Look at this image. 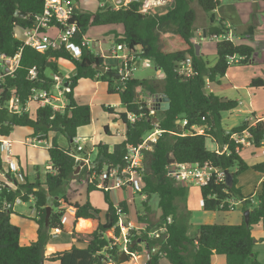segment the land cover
Here are the masks:
<instances>
[{"label":"trees","instance_id":"1","mask_svg":"<svg viewBox=\"0 0 264 264\" xmlns=\"http://www.w3.org/2000/svg\"><path fill=\"white\" fill-rule=\"evenodd\" d=\"M142 6V1H131L118 9L103 6L93 13L77 12L73 15L72 22L81 31L80 36L92 27L121 25L124 32L115 37L114 43L124 45L129 55L151 61L155 70L164 74L162 79L140 81L129 78L121 83L95 70L94 67L102 66L105 60L97 57L91 50L84 48L80 58L75 60L64 50L39 53L27 46L22 47V41L17 37L15 29L30 28L34 17L42 13L44 0H0V57L3 61L13 59L22 48L15 71L5 77L2 85L0 139H8L15 128H30L31 138L40 135L47 138L49 133H57L70 145L68 149H64L57 145L55 138L51 139L52 146L46 149L50 170L43 183H31L24 174L23 183H0V264H45L44 249L49 231L58 227L64 230L60 225V217L65 210L59 209V198L65 205L74 209L73 227L79 219L98 223L94 230L87 233L86 240L73 231L70 249L54 254L49 260L57 264H107L103 262L106 260L105 255L113 257L114 261L119 260L117 247L110 248L111 239L105 238L104 234L113 230L116 236L119 235L117 208L124 214L129 213L128 204L122 201L114 205L110 193L102 192L106 205L102 217L101 211L94 208L89 201L70 204L64 196L65 185L71 179L79 177L83 171L81 169L74 175L76 162L72 156L71 144H74L73 140L77 138V131L91 123L90 107L79 105L74 97L75 88L82 79L106 83L107 93L118 95L119 110L105 108V111L115 115L125 126V139L122 143L114 145L112 149L102 144L95 147V163L101 165L103 162H120L128 147L139 145L145 134L155 129V118L158 119L159 130L163 131L151 152L143 178L144 186L139 192L146 195V201L142 204L143 216L137 217L141 223L148 224L147 232L162 227V223L168 218L171 220L166 224V233L163 235L166 239L155 240L160 249L152 255L150 264H160L163 258L168 264H211L215 255L223 256L225 264H246L252 257L255 241L251 231L260 226L264 231V181L256 198V205L250 208V197L242 196L237 186V176L246 172L249 167L240 156L244 146L236 143L233 136L247 133L250 145L261 149V143L264 141V122L253 118V124L244 121L225 133L221 126V114L235 110L238 102L204 91L207 82L218 84V80L226 75L232 65H249L254 49L245 44L219 41L216 43V63L209 67L201 55L196 56L193 33L198 21L197 10L209 17V25L205 29L206 36H219L227 32L222 22L216 24L213 15L219 6L218 0H169L162 13L145 14L142 12ZM80 36L78 35V39ZM232 56L245 58L237 64L229 65L228 57ZM187 58L192 61L194 76L184 79L175 71ZM59 60L67 61L74 67L73 75L66 80L68 85L64 90L63 111L45 106L38 108L33 118L29 112L18 115L9 113L5 105L12 95L17 96L21 104L25 105L32 89L50 90L53 81L46 71L62 76L58 66ZM132 64L133 62L130 63L131 67ZM107 65L111 69L114 67ZM33 67L37 70L36 81H30L28 78V71ZM112 71L116 72L113 69ZM138 88L149 95L164 94L169 99V110H156V116L152 117L148 104L138 101ZM249 88H264V82L261 78L253 79ZM127 114L142 115V118L130 124L126 119ZM198 129H202V132L199 133ZM104 133L108 134L107 127L104 128ZM207 139L215 144V150L206 148ZM168 159L179 164H210L215 169L230 173V185L225 181L213 180L200 188L202 210L226 212L227 204L221 208L224 201L242 199L244 211L250 210L248 224H245L244 218L239 225L204 224L197 226L195 232L190 235L189 215L180 212L177 205L179 200H185L187 187L176 184L168 176ZM1 168L0 159V170ZM252 169L264 174V162L252 166ZM93 190L97 189L88 186L87 195ZM154 196L157 197L159 211V218L155 219V222L149 206V201ZM31 197L35 210V217L31 220L37 226V240L29 245H21L20 230L10 221L11 210L17 200L28 202ZM5 204L11 207L5 209ZM48 206L52 207V212L46 227ZM136 239L145 240L149 248L155 243L149 240L145 233ZM82 243L83 247L77 245ZM138 249L137 245H134L130 247V252ZM129 258L130 256L127 257ZM252 264L260 263L253 259Z\"/></svg>","mask_w":264,"mask_h":264},{"label":"built area","instance_id":"2","mask_svg":"<svg viewBox=\"0 0 264 264\" xmlns=\"http://www.w3.org/2000/svg\"><path fill=\"white\" fill-rule=\"evenodd\" d=\"M76 13L73 0H44V8L41 14L36 15L33 20V24L30 28L20 30L22 38V47H29L36 52L44 53L47 51H56L64 50L67 52L73 59L78 60L81 56L82 50L88 49L91 50L88 40L85 39L84 35L81 34L77 25L72 22L73 15ZM49 30H54L55 35H49ZM78 35L80 38L78 39ZM211 39H216L219 41L233 42V39L229 35H215ZM22 49V48H21ZM9 59V65H5V70L0 72V90L2 92V85L4 83L5 77L12 75L15 71L18 61L20 58V52ZM92 51V50H91ZM97 57L104 60H114L116 65L112 68L116 70V73L120 75L118 79L121 83H124L130 78L132 67L130 66L131 62H135L134 56L129 55L126 47L124 45H116L111 43L107 53H97ZM245 57L241 56H232L228 57L227 63L237 64L240 61L244 60ZM108 64V63H107ZM104 62V66L111 70ZM133 66V64H132ZM176 74L182 78H191L194 76V70L192 67V61L190 58L185 59L180 66L175 71ZM28 78L30 81H36L37 79V70L36 68H31L28 71ZM69 77H60L55 75L53 78V83L50 90H37L32 89L31 93L25 102V105H22L19 101V98L15 95H12L9 101L6 103L5 108L9 113L12 114H21L22 112H28L29 105L35 104L37 108H44L45 106H50L53 110L63 111L64 109V83H67L66 80ZM56 90V93L52 90ZM118 90V87H117ZM0 92V94H1ZM156 110H150V115L153 117V113ZM142 118V115L135 116L133 114H127L126 119L130 124L139 121ZM155 120V119H154ZM155 129L151 132L145 134L142 138V141L139 145L135 147H128L126 153L121 158V161L118 163L103 162L101 165L97 164L90 160L89 155L86 160L81 159L78 153L84 151L83 147L80 145V140L75 138L73 140L74 147L76 150L73 151V157L76 162V166L83 161L82 169L86 175V181L89 186L94 187L101 192L110 193L112 191H124L132 190L134 194H139L145 196V194H140L142 187L144 186L143 178L146 174L148 168V159L150 161L151 152L157 141L159 140L163 131L159 130L157 123H154ZM199 132V131H198ZM48 137V136H47ZM233 140L236 143H239L243 146L250 145L248 141V134L245 133L242 136H233ZM29 146L40 147L43 149L51 148V143L47 138L43 136H36L31 139ZM12 141L8 139H0V156L2 168L0 170V175L6 180L10 185H13V182L23 183V173L16 161L13 160L12 152ZM262 152L264 155V141L261 143ZM168 176L172 178L175 182L180 184H195L198 187H205L211 181L224 182L225 181V171L218 170L213 168L210 164L204 165H192V164H179L173 163L168 165ZM33 200V197H31ZM17 200L16 202H19ZM244 200H226L221 204V208L226 206L228 211H234L236 207L242 205ZM203 206V201L201 202ZM11 206L5 204L4 208L9 209ZM60 206L59 209L61 210ZM70 208V207H69ZM117 214L119 216L117 228L119 229V235L116 236L113 230L107 231L104 234L109 235L111 239L110 248L117 247V255L126 257L130 256L129 259L134 260L137 264L139 260L143 259L142 264H150L152 255L156 254L160 246L155 240H165L163 235L166 233V224L171 222L170 218L166 222L162 223V227L155 228L151 232H147V225H138L135 221L128 219L127 214L123 213L121 209L117 208ZM142 214L140 215V217ZM68 216L66 213H63L60 217V225L65 227L67 225ZM92 227V226H91ZM88 228L89 229H91ZM75 230L67 228V230H62L61 227L55 228L50 231V234L53 236H63L72 235ZM143 233L146 234L149 240L155 241V243L149 248L146 245L145 240L136 239L141 236ZM130 245V246H129ZM137 245L139 248L134 252H130V247ZM140 246H143V251L140 250ZM106 260L104 263L110 264L113 260V257L105 255Z\"/></svg>","mask_w":264,"mask_h":264},{"label":"crops","instance_id":"3","mask_svg":"<svg viewBox=\"0 0 264 264\" xmlns=\"http://www.w3.org/2000/svg\"><path fill=\"white\" fill-rule=\"evenodd\" d=\"M131 1H142L143 7H147V9H149L151 11L148 13H154V8L160 7L164 4H168L169 0H108L109 3L100 2L98 8H101L103 6H111L114 9H118L120 6H126ZM154 1H155V4H154ZM73 2H74L76 13L77 12H86V13L91 12V11L87 10V7H86L87 1L86 0H84V2H82V0H78V1L73 0ZM218 2H219L218 8L213 12L216 24H218L219 22H222L223 26L227 30L225 35L231 36L234 44H245V45L252 47L254 49V55L251 59L252 62L250 61L251 63H249V65H246V66L232 65L230 67V69H228L226 75L224 77H222V79L220 78L218 80V82H219L218 84L207 82L206 87H205V92L206 93H212V94L216 95V91L222 87V80L227 79L228 85H229L228 88L234 89L237 92H239L241 95V97H239V98H243L244 100H246V102L248 104V106H246V107H244V109H242L243 104L240 103L241 102L240 99L239 98L234 99L233 101L238 102V107L235 110H233V112L243 113L245 115V117L243 118V122L249 121L251 124H253L254 123L253 118L264 122V88H259V89L249 88V84H250L251 80H253V79L261 78L264 82V0H218ZM81 3H83L85 7L82 6ZM204 16H205L206 20H209L208 16H206L205 14H204ZM205 19L201 20V23H202L201 27H197L198 22L194 26V33H193L194 43L198 47V52H199L200 46L197 44L195 37L196 36L197 37H201V36L207 37L205 35V29H206V27H208L209 24L205 23L203 25V22L205 21ZM49 33L51 34V36H54L56 34L54 30H49ZM235 38L239 41V43H235ZM108 49H107V51H108ZM107 51H105L104 53H107ZM94 54H97V53H94ZM0 58H2V57H0ZM134 60H135L134 63H136V61H138L139 58L134 57ZM105 62L108 64H111V65H116V61H114V60L108 59V60H105ZM3 63L5 64V61ZM148 63H149L148 60H144V65L145 64L147 65ZM58 66H59L60 73L62 74V76H60V77H69V76L73 75L74 67L69 62L59 60ZM234 69H236V70L241 69V70L237 71L236 75L229 74L230 71L234 70ZM155 72H156V75L158 77L159 76L158 71L155 70ZM162 76L164 77V74H162ZM130 78H132V77H130ZM153 78H151V79H153ZM107 88H108L107 84L103 83L101 81L82 79L78 82V85L75 88L74 97H75L76 102L79 105H88L90 107V111H91V106L93 105L92 102H94V101H98V104L102 105L103 110H105V108H108V109L113 108L114 110H118V107H120L119 97L116 94H114V95L108 94ZM139 90L140 89L138 88L137 92ZM53 91L55 92V94H57L56 90L53 89ZM105 93L109 97L108 100H107V98L102 97L103 94H105ZM221 98L228 99L227 97H221ZM228 100H230V99H228ZM100 101H101V103H100ZM64 106H65V100H64ZM37 109L38 108H33L32 104L29 105L28 112L32 118L35 117V112ZM231 112H228V113H231ZM113 116H115V115H113ZM115 121L116 122L119 121L121 123L122 128L121 129H113V128L111 129L109 126L106 125L105 127L108 128V134L104 133V128H105L104 127L102 130L103 137L101 139H98V140H94V136L89 137V139L86 137H80L79 138L78 133L81 129H79L77 131V138L80 140V145L83 147V150L89 156L92 153V151L95 150V147L98 146L99 144L106 145L109 147V149H112V147L114 145L120 144L124 141V139H125V126L120 120H118L116 118H115L114 122ZM236 121H237V118L233 122L236 123ZM26 129H29L30 131L29 132L27 131L26 135H23V136L26 137L27 134L31 136L32 130L30 128H26ZM15 130H16V128L14 129V131ZM198 131H199V133H201L202 129H198ZM12 134L10 135L8 140L12 141V143H13V145H12V152H13V150L15 149V142L12 139V136H13ZM52 135H53V133H49L47 135L48 136L47 139L49 141H51V139L54 138V137H52ZM30 136H27L28 138L27 137L26 138L31 141L32 138ZM87 140H89L88 142L91 143L90 148L84 146V143H85V141L87 142ZM17 142H21L19 144V146L28 147L27 146L28 142H26V141L25 142L24 141H16V143ZM69 146L70 145L68 143V146L66 149H68ZM246 147L251 149V150L248 151L249 153L246 156H244L242 152H245L244 148H246ZM215 148H214V150H215ZM244 148H243L244 151L243 150L241 151L240 156L244 162H245V160H247V158L251 157L252 161L247 163V164L245 163L248 167H251V166H254V165H257V164L264 162V161L261 162L262 160L255 159V157L260 154V153H258V151H260L263 155L262 149H255L251 145H246V146H244ZM13 156H14V153H13ZM0 158L3 159L1 156H0ZM16 162L19 165L21 172L28 178L27 171H26V173L24 172L22 166L20 165V161L18 159H16ZM249 171H246V172L248 173ZM254 172H255V174L251 175V178H248V179H250L249 182L246 183V180H242L243 178L238 177V184H237V186L240 188V192H241L242 196L250 197L249 198L250 199V208L256 205V203H257L256 198L261 192L262 182L264 181V174H262V173L258 174L256 171H254ZM2 182L6 183V180H4V178L0 175V183H2ZM30 182L32 183L33 181H30ZM8 183H11V182L9 181ZM181 185L188 187V185H185V184H181ZM241 187H242V189H241ZM199 195H200V192H199ZM110 198H111V201L113 202L114 205H118V203H120L122 201H125L128 204L129 213H126V214H127V217L129 220L135 221L136 224H138V225L146 224V223H141L140 221H138L137 216L140 217L141 214L143 216L144 210L141 213H138L134 199H131V200L128 199L129 198L128 190L112 191V192H110ZM187 199H188V195L185 197V200H184L185 207L188 211L191 212V210L189 209ZM145 201H146V195L141 196L140 205H142ZM180 202H181V200H179L177 202L178 206H179ZM201 202H202V200H201V196H200L199 203H198L199 208L201 209L202 214H204L206 216H204V215L201 216L202 214L199 213V215H197L196 219L197 220H205V222L204 223L197 222L196 224H191L190 222L191 221L193 222V217H192V220L188 221L189 225H191L190 228L193 230L190 233L189 232L190 229H189L188 233L190 235H192L195 232V228L199 225H204V224L239 225L243 221L244 209H243L242 205H239L237 207L240 209V211L236 212V215H233V213H235V210L237 208L234 211H230V212L226 211L225 213L228 215L224 216V218L222 219L223 223H218L217 220H219L220 217H217V214H221L224 212H220V211L205 212L204 210H202ZM105 209H106V205H105ZM248 211L250 212L249 209H248ZM157 212L156 211L154 212V220L159 218V216H158L159 211L157 210ZM104 213H105L104 210L101 211L102 217L104 216L103 215ZM151 214H152V212H151ZM191 214H190V216H191ZM66 215L68 216L67 224H71V226L66 225L64 227V230H67V228H70V229H73L76 231L78 224L80 223V221H83V219H79L76 222V224L74 225L75 227H73L72 226V220L74 218V209H72L70 207V212H69V214H66ZM85 222L87 223V225H86V227H87L89 225V223L86 220H85ZM89 222L92 224L95 221L89 220ZM146 225L148 226V224H146ZM79 227L80 228H86V227H81L80 225H79ZM251 234H252V237L255 241L254 246L256 244L264 245V242H261L262 239L264 240V231L261 228V226L253 228L251 231ZM70 237H71V235L68 234L65 237L58 236L57 238L68 240V239H70ZM50 238H48V239H50ZM71 243H73L72 240H71ZM57 246H59L61 248H65V249H61V250H63V251H61L58 249ZM57 246L53 245V244L49 245L47 247V250H45L46 253H48L46 256H49V255L52 256L55 253H61V252H64L67 250L65 245L62 243H58ZM254 246H253V248H254ZM213 257H212V260H213ZM256 258H257V255L252 250V257L246 263L251 262V264H252L253 259H256ZM212 260H211V262H213ZM224 260H225V258H224ZM163 261H165L164 258L160 260V264H164Z\"/></svg>","mask_w":264,"mask_h":264},{"label":"rangeland","instance_id":"4","mask_svg":"<svg viewBox=\"0 0 264 264\" xmlns=\"http://www.w3.org/2000/svg\"><path fill=\"white\" fill-rule=\"evenodd\" d=\"M86 1H87L86 2L87 3L86 4L87 10L91 11L92 13L97 11L100 2L109 3L108 0H98V1L97 0H86ZM82 2H84V0H82ZM154 4H155V1H154ZM81 5L84 6L83 3H81ZM166 7H167V4H164L160 7L154 8V13H162ZM196 9H198V8L196 7ZM197 11H198L197 27H201V25H202L201 20L202 19L204 20L205 16L199 10H197ZM142 12L145 14H148V12H151V11L149 9H147V7L142 6ZM205 23H208V20L205 19V21L203 22V25ZM123 32H124V29L121 25L92 27V28L87 29L85 31L84 37L86 40H88V43H89V46H90L92 52L104 53L110 47L111 43H114L115 37L121 36L123 34ZM15 33H16L18 38H22V35H21V32L19 29H15ZM195 39L197 41V44L200 46L199 55H201L202 59L208 63L209 67H213L216 63V43L219 42V40H216V39L211 40V38L209 36H207V37H202V36L197 37L196 36ZM235 43H239V41L236 38H235ZM3 62L4 61L2 60V58H0V72L5 70V64ZM240 70L241 69L231 70L229 74L236 75V72L240 71ZM158 73H159V76L157 77L156 72H155V68H154L153 63L151 61H149V63L147 65L146 64L144 65V60L139 58V60L136 61V63H133L130 77H132L133 79H136V80H140V81L151 79L153 77L156 79L163 78L162 73L160 71H158ZM46 74L53 81V78L55 75L51 74L49 71H46ZM228 86L229 85H228L227 79H223L222 80V87L216 91V95L218 97H227L230 100H234V99L241 97L239 92H237L234 89L228 88ZM158 87L161 88L160 85ZM153 96L154 95H149L147 92H144L141 89L138 91V101H141V102L148 104L150 110H154V108H155V105L152 101ZM102 97L107 98V100L109 98L106 93L103 94ZM239 99L241 101L240 103L243 104L242 109H244V107L248 106L246 100H244L243 98H239ZM92 103H93V105L91 106V123L89 126L81 128V130L78 133L79 138L80 137H86L89 139V137L94 136V140L101 139L103 137L102 130L106 125L109 126L111 129L112 128L113 129H121L122 128L121 123L119 121L114 122L115 118H117V117H115V116L107 113L105 110H103L102 105L98 104V101H94ZM100 103H101V101H100ZM32 107L37 108V105H35L33 103ZM119 108L120 107H118V110H119ZM155 112L153 113V116H156ZM244 117H245V115L243 113H237V112H233V111L231 113L223 112L221 114V126H222L223 130L227 133L233 127L238 126L241 123H243ZM236 118H237V121H236V123H234L233 121ZM27 131L29 132L30 130L26 129V128H16V130L13 131L12 139L15 142V149L13 150V153H14L13 160L16 161V159H18L20 161V165L22 166L25 173L27 171V176H28L30 181H33V182L38 181L40 183H43L45 175L50 170L47 150L40 148V147L29 146V143L27 144L28 147L19 146V144L21 142L16 143V141L30 142V140L27 139L28 138L27 136H30V135L27 134V136H26L27 138L23 136V135H26ZM52 137L55 138L56 143L59 147L64 148V149L67 148L68 143L63 136H61L60 134H57V133H53ZM88 141L89 140H87V142L85 141L84 146L90 148L91 143ZM206 148L210 151H213L215 148V144L210 139H207L206 140ZM244 150H245V152H242V153L244 156H246L249 153L248 151H250L251 149L246 147V148H244ZM258 153H260V154L258 156H256L255 159L262 160L261 162H263L264 161V155H262V153L260 151H258ZM96 156H97V150L95 149L94 151H92V153L89 156L90 160L93 161ZM147 159L149 162V158H147ZM251 161H252V159L250 157V158H247V160H245V163L247 164ZM232 171H234V170H232ZM247 171H249V172L248 173L244 172V173L237 176V183H238V177L243 178L242 180H246V183L250 181V179H248V178H251V175L255 174V172L252 169V166L249 167V169ZM81 173L82 174L79 177H75V178L71 179L65 185L64 196L67 198V201L70 204H74L76 202L85 203L86 201H89L90 204L94 208H96L100 211H103V210L105 211V203L103 201L102 192L100 190H93L92 192H90L87 195V188L89 185L87 184V181H86L85 172L82 171ZM257 173L260 174L259 172H257ZM176 184L181 185L180 183H177V182H176ZM242 187H241V189H242ZM199 192H200V187H198L195 184H189L187 187V195H188L187 200H188V205H189V209L191 210V212L186 209L184 201L183 202L181 201L183 204L180 202L179 206H178L180 212L186 213L189 215L188 220H192V217H193V222L192 221L190 222L191 224H196L197 222H200V223L205 222V220H197L196 219V217H197V215H199V213L202 214V211L199 208V204H198L199 198H200ZM128 195H129L128 199H130V200L134 199L136 207H137L136 209H137L138 213H141L143 211V209L141 207L142 205H140L141 195H139V194L135 195L132 192V190L128 191ZM59 200H60L59 202H60L61 206H64V207H62V209L65 210L66 214H69L70 208L68 207V205H65L64 202H62V200L60 198H59ZM149 206L151 208L152 215L154 216V212L155 211L157 212V210H158L157 209V197L156 196L152 197V199L149 201ZM11 211H12V213L10 215V221L14 226L19 228V230H20V244L21 245H29L30 243L36 241L37 240V237H36L37 226H36L35 222L33 220H31V218L35 217V210L33 207V201L30 200L28 202H21V201L16 202L14 204V206L12 207ZM239 211H240V209L237 208L235 210V213H233V215H236V212H239ZM190 214H191V216H190ZM203 215L204 214H202L201 216H203ZM226 215H228V214H226L225 212L221 213V214H217V217H220V219L217 220L218 223H223L222 219ZM158 216H159V214H158ZM204 216H206V215H204ZM83 221H85V220L83 219ZM86 221L89 223V225L86 228H80L79 224H78V226H77L78 230L76 229L77 234H79V237H81L82 239H85V240H86L87 233L94 230L97 226V223H98L97 221H95L91 224L89 222V220H86ZM101 221L103 222V219ZM154 222H155V220H154ZM67 225L71 226V224H67ZM189 226H191V225H189ZM90 227H91V229L88 230V228H90ZM192 231L193 230L190 228L189 232L191 233ZM105 236H106V238H109L108 234H106ZM71 240H72L71 237L68 240H64V239L57 238L56 236L51 235V238L47 239V243L45 245L44 250H47V247L49 245L53 244V245L57 246L58 243L64 244L66 249L69 250L71 247V244H72ZM77 245H79L80 247L84 246L83 243L77 244ZM57 247L59 250L65 249V248H61L59 246H57ZM140 250H142V251L144 250L143 246H140ZM61 251H63V250H61ZM253 251L257 255V258H256L257 261L260 264H264V245L256 244L253 248ZM47 254L48 253H46V251H44L45 264H57V263H54L51 260H49V258L51 256L50 255H49L50 257L46 256ZM121 257L122 256H120V258ZM120 258L118 261H112L110 264H137L134 260L127 259L126 256H125L124 260H121ZM212 261L213 262H211V264H225V260H224L223 256L215 255L213 257ZM138 263L142 264L143 259L139 260ZM163 263L167 264L165 261H163ZM246 264H251V262H248Z\"/></svg>","mask_w":264,"mask_h":264},{"label":"water","instance_id":"5","mask_svg":"<svg viewBox=\"0 0 264 264\" xmlns=\"http://www.w3.org/2000/svg\"><path fill=\"white\" fill-rule=\"evenodd\" d=\"M141 48V47H138ZM195 51H196V56H199V52H198V47L195 45ZM5 64L8 66L9 65V59L5 60ZM96 71H99L102 74H106L109 77L115 78V79H119L120 75L116 72H113L109 69H107L104 65L102 66H98V67H94ZM67 83H64V87H67ZM1 92V90H0ZM205 93V91H204ZM154 105H155V110H159V111H167L170 108V103H169V99L164 95V94H157L153 96L152 99ZM158 119L155 118L154 123H157ZM71 147L73 148V150L75 151L76 148L74 147V144H71ZM78 155L81 157V159L86 160L88 158L87 154H85L84 152H80L78 153ZM168 165L175 163L172 159H168L167 160ZM83 165V161L80 162L79 165L76 166V170L74 172V175L78 174V171H80L81 166ZM225 182L227 185H230L232 183V175L228 172H225ZM52 212V207L48 206L46 207V217H45V226L48 227V221H49V217L51 215ZM249 211L246 210L243 213V217H244V222L245 224H248L249 221ZM51 237L50 231L48 234V238ZM121 260L125 259V255H122V257L120 258Z\"/></svg>","mask_w":264,"mask_h":264},{"label":"bare ground","instance_id":"6","mask_svg":"<svg viewBox=\"0 0 264 264\" xmlns=\"http://www.w3.org/2000/svg\"><path fill=\"white\" fill-rule=\"evenodd\" d=\"M79 225L81 227H86L87 223L85 221H80Z\"/></svg>","mask_w":264,"mask_h":264}]
</instances>
